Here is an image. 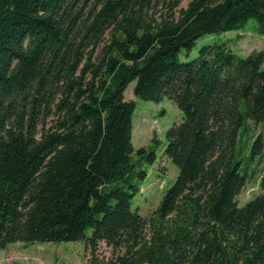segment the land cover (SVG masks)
<instances>
[{"label":"trees","instance_id":"obj_1","mask_svg":"<svg viewBox=\"0 0 264 264\" xmlns=\"http://www.w3.org/2000/svg\"><path fill=\"white\" fill-rule=\"evenodd\" d=\"M179 7L0 0V250L85 241L87 264H264V195L237 201L249 178L240 132L246 118L264 123V52L206 46L179 61L199 38L251 19L264 35V0ZM134 81L137 98H168L184 114L166 134L178 176L149 218L131 209L140 163L155 160L145 149L133 160Z\"/></svg>","mask_w":264,"mask_h":264},{"label":"rangeland","instance_id":"obj_2","mask_svg":"<svg viewBox=\"0 0 264 264\" xmlns=\"http://www.w3.org/2000/svg\"><path fill=\"white\" fill-rule=\"evenodd\" d=\"M189 2L190 0H179V8H186ZM162 10L164 9L161 6L160 11ZM206 46H221L241 58H246L254 52H264V35L259 32L257 21L251 19L242 29L199 38L191 50L183 49L179 53V61L186 63L197 59L200 50ZM135 85L134 81L125 91V100H133L136 103L132 132L133 160H139L141 149H145L147 154L153 152L155 160L153 163L146 160L140 163L147 176L141 182L140 191L134 197L131 209L138 211L144 218H149L178 176L177 166L165 154L166 134L182 122L184 114L168 98L160 103L137 98L134 95ZM242 109L244 111V106ZM259 138L260 150L250 161L248 157ZM237 153L243 160V168L249 166L248 182L237 197L239 206H244L255 197L264 195L261 186L264 176V123H256L246 118L239 135ZM91 234L92 230L88 229L86 236ZM98 253L101 258H109L112 251L102 242ZM88 257L85 241L36 242L30 245L15 243L5 250H0V264H87Z\"/></svg>","mask_w":264,"mask_h":264}]
</instances>
